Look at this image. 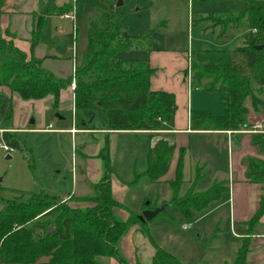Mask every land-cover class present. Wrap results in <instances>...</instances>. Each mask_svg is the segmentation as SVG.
<instances>
[{"label":"trees","instance_id":"trees-1","mask_svg":"<svg viewBox=\"0 0 264 264\" xmlns=\"http://www.w3.org/2000/svg\"><path fill=\"white\" fill-rule=\"evenodd\" d=\"M4 1L0 0V17ZM53 1L49 0V3ZM107 3L104 11H97L87 22V45L75 68L74 120L79 115L86 120L96 115L106 131L132 133L133 136L142 133L148 144L159 137L152 147L148 145L145 168L135 176L145 177L154 184L167 172L174 150L170 137L160 136L162 134L159 132L173 119L175 96L150 89V79L155 70L147 60L127 63L117 60L118 53L124 50L145 48L149 39L124 35L125 13L116 7V3L112 4L109 0ZM71 8H55L50 4L40 11L52 16L67 13ZM203 20L224 27L223 33L226 27L237 29L245 23L253 33L246 38L242 47L228 53L226 64L192 62L191 83L200 85L205 91L222 93L225 97L222 99L223 115L191 111L190 128L192 131H238L239 126H245L244 119L248 112L243 105L244 100L250 97L257 112L263 106L252 94L250 80H254L260 88L264 87V0H249L247 7L236 14L225 10L220 16ZM4 33L8 36L7 31ZM31 36L33 46L39 36L36 29ZM70 80L55 77L33 56L27 58L12 41L3 38L0 28V87L7 88L22 100H40L51 95L53 106L57 108L60 92L69 85ZM11 121V101L0 95V128L3 127L4 131L9 129ZM79 125L84 127L79 128L81 130L88 129L85 119L80 120ZM2 140L11 150H23L20 141L8 130L2 134ZM251 145L257 148L263 159L247 158L244 161L245 177L249 183L258 185L260 195L253 216L247 222L237 224L234 229V233L244 239L230 264H248V237L253 235L255 226L264 216V133L252 134ZM106 151L107 146L101 154L105 173L93 184L94 194L73 199L84 206H69L43 192L24 200L5 202L0 210L1 264H34L43 257H48V260L39 264H100L97 261L99 257L115 258L123 264L117 244L127 227L135 224L140 225L141 231L155 247L151 264H181L175 256L154 244L146 222L140 221L141 214L128 210L129 216L125 222L113 216L114 208L125 207L112 197L110 177L115 171L110 166ZM181 158L182 155L175 179L167 182L172 198L164 205L176 207L182 216L192 218L193 212L202 211L210 203L218 201L222 190L220 184L214 183L206 192L192 194L193 188H190L179 198V187L183 184ZM198 179L197 176L194 183ZM146 209V205H143L142 211ZM49 228L52 232L47 235Z\"/></svg>","mask_w":264,"mask_h":264},{"label":"rangeland","instance_id":"rangeland-1","mask_svg":"<svg viewBox=\"0 0 264 264\" xmlns=\"http://www.w3.org/2000/svg\"><path fill=\"white\" fill-rule=\"evenodd\" d=\"M5 1L2 13L6 4L10 5L11 8L8 10L12 11V5L9 3L14 2L16 6L12 12L15 15L19 14V16L40 5L35 3L36 0ZM109 1L112 4L117 2V0ZM104 2L105 0H68V3L64 2L68 7L75 9V26L77 27V32L76 29L75 32L77 34L74 36L76 39L73 38L74 49L68 41L72 33L71 21H61L54 18V24L49 28V25L44 23L46 34L42 37V41L45 42L47 50L53 49L56 56L52 58L54 60L51 62L47 61L46 67H54L55 70L58 68V75H64L63 73H67L68 69L67 60L75 59L77 65L79 64L87 45L86 19L89 14L92 18L97 11L101 9L104 11L108 6L107 3L104 7ZM248 2L249 0H123V5L120 8L125 13L123 19L125 33L139 34L144 32L143 36L149 39V44L146 43L145 48L124 50L118 53L117 60L123 63L147 60L148 51L152 49L164 51L169 57L168 60L172 61L171 57L174 54L182 56L185 51H188L185 52L186 63L183 79L187 87L192 89L191 103L196 105L197 109L207 110L212 115L222 114L224 112L222 99L225 95L205 91L196 86V83L193 85L191 83V64L193 60L197 63L226 64L229 59L228 53L244 45L246 38L253 33L247 29L245 23H242L237 29L226 27V31L223 33L224 27L214 25L215 23L203 19L210 16H220L225 10L236 14L244 10ZM53 3L54 1L49 3V0H44L39 11L50 4L54 7L55 4L53 5ZM61 23L68 26L66 29L68 36L63 37L55 30ZM153 37H155V41L150 43ZM189 64L190 71L188 73ZM258 69L261 70V67ZM70 70H72V76L67 78L71 79L70 83L60 92L57 108L53 106L54 99L51 95L40 100H22L17 94L12 93L11 100L9 98L12 105V123L7 130L12 131L13 135L20 141L23 150H11L9 153H4L0 149V188L2 189L0 190V210L3 209L6 201L24 200L30 195L42 192L56 200L62 195H69V198L61 202H66L69 206L74 207L84 206L73 199L92 196L94 194L93 183L102 178L105 169L101 158L88 161L80 154L95 149L104 150L106 146L108 147L106 152L109 154L110 166L115 171L110 182L113 177H116L118 184L126 188L125 191H121V189L115 190L113 186V195L116 193L117 197H115H119L120 204L125 207L114 208L113 216L118 221L125 222L129 216L128 210L142 214L143 205H146L148 210L159 208L162 202L154 205L155 199L169 200L171 197L170 190L166 185L150 183L145 177H135L134 173H141L145 168L141 153L143 150L145 151V148L143 145V147L136 145L137 140L134 138H132L133 141L128 140V137L118 135H109L106 138L105 135H70L68 132H61L71 128H74L75 132L85 131V129H79L84 128L79 125L84 116L79 115L74 121L72 119L74 113L71 106H74L76 90V87H71L73 75L76 79L74 65ZM250 89L254 97L263 103V106L262 108L259 107L257 112L252 105V99L246 98L243 102L244 107L248 110L244 119L245 126H239L237 130L246 126H249L248 129H252L254 123L260 122L263 126L260 133H264V87L260 88L251 79ZM0 94L5 95V90L2 87H0ZM193 107L196 109L195 106ZM92 119V121L90 120L91 127L100 129L99 118L95 115ZM0 131L5 132L3 127L0 128ZM129 142L132 144H128ZM3 144L4 141L0 140V145ZM6 156L10 158L6 159ZM148 202L153 203L148 206ZM224 210L225 220L228 219V207ZM194 218H185L176 207L168 206L155 218L146 222V226L157 247L170 253L172 252L171 248L179 249L180 252L186 250L185 255L190 257L194 248L197 254L199 252V256L206 255V253L209 256L208 248L217 243L216 236L227 242L229 238L231 239L224 220L220 222L219 227L213 228L209 219L198 220V223L195 224L193 223V220H196ZM188 225L190 226L188 227ZM128 227L132 228L135 247L133 248V257L129 256L130 252L127 256L124 255L125 248H121L123 264H150L155 252L154 246L141 231L140 225L135 224ZM186 244L190 249L183 246ZM125 247L130 250L128 243ZM181 253L184 255L183 252ZM185 255L177 257L185 261L184 264H189L190 262L185 258ZM193 264H199V262L196 261Z\"/></svg>","mask_w":264,"mask_h":264},{"label":"crops","instance_id":"crops-1","mask_svg":"<svg viewBox=\"0 0 264 264\" xmlns=\"http://www.w3.org/2000/svg\"><path fill=\"white\" fill-rule=\"evenodd\" d=\"M43 1L44 0H36L35 3L40 5L38 7L36 6L34 9L30 10L29 12L25 13L22 16H19V14L15 15L14 12H12L13 8H15L16 6L14 2L9 3L12 5V11L8 10V8L11 7H9L10 5L8 6V4H6V8L3 9V13L0 17L1 33L3 34L2 35L3 38L8 37L5 39L12 41L13 45L19 50H21L23 53H25L27 58H30V55L33 56L34 58L38 59L41 62L42 67L46 71L50 72L59 79L62 80L67 79L72 76L71 75L72 70H70V68L72 69L73 65H74V70L76 68L77 64L75 59H70V61L67 60L66 61V64L68 65L67 73H63L64 75L62 74L58 75L59 74L58 68L57 70H55L54 67H46L47 61L51 62V60H54L52 58H55L56 56L53 52V49L47 50V47L45 46V42L42 41V37L44 36V34H46L45 32L46 26L44 27V23L45 24L47 23L49 25L48 26L49 28L52 27V24H54L53 21L54 18H57L58 20L61 21H68V20L61 19L60 18L61 15L54 14L52 16H46L44 12L39 11V8L43 4ZM64 2L68 3V0H55L53 5L55 4L54 7L62 8L65 5L67 6V4H65ZM105 4H106V0L104 2V7ZM102 10L103 9H101L100 11ZM89 17L90 14L86 19L87 22ZM67 27H68L67 25L61 23V25H59L57 29L55 27L54 28L55 30L58 31L59 34H61L64 37L65 35L68 36V34H66ZM35 29L39 33V36L38 39L35 41L34 45L32 46L31 33L35 31ZM5 31H7L8 36L4 35ZM76 32H77V27H76ZM76 32L75 35L77 34ZM132 35L143 36L144 32L139 34H132ZM154 35L156 36V34ZM74 39H76V37ZM74 39L71 33V37L68 38V41L73 49H74V42H73ZM154 39L155 37L152 38V41L150 43H154L155 41ZM149 50L150 51H148L147 62L149 63L150 67L155 70L154 74L150 79V89L153 91H163L174 94L175 105H176V111L173 116V119L171 120L170 123L165 124L163 130L159 132L162 135H166L168 138L170 137L171 139L170 141H172L174 145V150L170 159L167 172L158 180L157 183L154 184L168 186L167 182L175 179L176 168L181 155H182L181 179L183 184L179 187V191H178L179 198L183 197L185 193L188 190H190V188H193V192H195V194H198L208 191L213 186L214 183L220 184L221 186L220 189L222 190L220 199L218 201L210 203L206 208L202 209V211L193 212L192 218L196 217L194 218L196 220L193 219L192 220L193 223L197 224L198 220L209 219L211 226L213 228L215 227L217 228L219 227L220 222H222L225 218L224 208L228 207V219H225L224 222H225V227H227L229 231L231 239L229 238L227 242V241H223L219 236H216L217 243H215L213 246L208 248L210 251L209 256L207 255V253L206 255L199 256V252L197 254L195 248L193 250V254L191 255V257L185 255L186 250H183L181 252H183L185 258L188 259V262H190L189 264H193L196 261H198L199 264H230L234 260L237 250L243 244V239H244L243 237H240L235 233H233V231L237 227V224L245 223L253 216V214L257 210L258 198L260 195V189L258 185L249 183L245 177L246 167L244 165V161L247 158H259V159H263V158L258 153L257 148L251 145V134L249 133H241V134L232 133L230 135H227L226 132H228L229 130L192 131L189 123V114L191 111L194 110L202 111V109H197L198 107L196 105H193V103H191L192 101H190V99H191L192 89H189L187 87L183 79V72L185 70V63H186L185 52L188 51H185L182 54V56H179L178 54H174L171 57L172 61H170L168 60L169 57H167L166 55L167 53H165L164 51H156L152 49ZM69 62H70V68H69ZM196 86L202 88L198 84H196ZM2 88L5 90V95L3 96L7 97L8 99L10 98L11 100L12 93L7 88L5 87ZM69 96L71 99V94ZM193 106H195L196 109H194ZM71 107L73 108V106ZM221 115H223V112L222 114L219 115L213 114V116H221ZM93 117L87 120L85 117H83V119H85V123L87 126L86 128H88L85 131L83 130V131L75 132V129L71 128L70 130H63L61 132H68L70 135H76V134L105 135L106 138H108L109 135L126 136L128 137L127 138L128 140H132V141H133L132 138H134L135 140H137L136 145L139 146L143 145L145 148V151L143 150L141 152L142 158H144V162H145L146 149L148 145L152 147L158 140V137L153 138L148 144L147 138L144 136L145 134H139L138 136H133L132 133L109 132L104 130L101 121H100L101 122L100 129H94L93 127H91V121L93 120L92 119ZM74 118L75 117L73 115L72 116L73 121ZM72 129H74V132L72 131ZM128 144L131 145L132 142H129ZM99 150L95 149L93 151H89L88 153H81L80 155L88 161H91L93 159L98 160L100 158L103 160V158L101 157L103 150L100 151ZM141 173L138 172L134 174L136 176ZM197 176L199 179L198 181H196V183H194ZM113 186L115 190L121 189V191H125L126 188L125 186L123 187V185L118 184V182L116 181V177H113V180L111 181L112 197L116 202L121 203L119 197L116 198L117 197L116 193L113 195V189H114ZM170 194L171 197L167 201L159 200L158 198H156L154 205L158 204L159 202H162L161 205L165 204V202L166 203L169 202L172 198L171 190H170ZM83 197H88V196H83ZM67 198H69V195H62L60 198H58V200L63 201ZM152 203L153 202H150L149 205H151ZM189 226L190 225H188V227ZM131 229L132 228L127 227L126 231L123 233V235L120 237L118 241L117 250L121 258H123L121 254L122 253L121 248H125L124 255L127 256L129 252H130L129 256H132L133 254V250H134L133 248L135 247V238L132 237ZM252 234L253 235H250V237H248L247 240L248 241L247 263L263 264L264 263V216L261 217L259 223L255 226ZM135 235L137 234L135 233ZM127 243L130 246V250L125 247L127 246ZM183 246L186 249H190L188 247V244ZM171 249H172L171 253L168 251L165 252L175 256L181 264H184L185 261L179 259V257L184 256L180 252V250L179 249L175 250L173 248ZM154 251L156 252V250ZM155 252L152 258L154 257ZM152 258H151V262H152ZM114 259L115 258L99 257L98 262L100 264H120L117 259L115 260ZM46 261L47 258L43 257L37 263L34 264L44 263Z\"/></svg>","mask_w":264,"mask_h":264},{"label":"built area","instance_id":"built-area-1","mask_svg":"<svg viewBox=\"0 0 264 264\" xmlns=\"http://www.w3.org/2000/svg\"><path fill=\"white\" fill-rule=\"evenodd\" d=\"M60 18L63 19V20H68V21H71L72 22V35H73V38H74V36H75V29H76L75 28L76 15H75V9H74V7H72L69 12L62 14L60 16ZM190 64H191V62H190ZM190 64H189V67H188V73L190 71ZM187 77H188V75H187ZM189 85H190V82H189ZM71 87L72 88L75 87V77H74V75H73V80H72V86ZM72 111L74 113V106L72 108ZM248 127H243V129L238 130V131H228L226 133H227V135H230L232 133H235V134H239V133L240 134L241 133L257 134V133L262 132V130H263V126H262V124L260 122L254 123L253 126H252V129H248ZM72 131L74 132V129H72ZM2 134H3V131H0V140H2ZM0 149L4 153L11 152V149L8 148L5 144L0 145Z\"/></svg>","mask_w":264,"mask_h":264},{"label":"water","instance_id":"water-1","mask_svg":"<svg viewBox=\"0 0 264 264\" xmlns=\"http://www.w3.org/2000/svg\"><path fill=\"white\" fill-rule=\"evenodd\" d=\"M122 5H123V0H117L116 7L120 8ZM257 49H260V47L257 48ZM9 158H10L9 156H6V159H9ZM0 182H1V179H0ZM166 207L167 206L163 204L159 208H156L154 210H145V211H143L141 216H140V221L143 222V223L144 222H149L150 220L155 218L160 212H163ZM51 232H52V229L49 228L48 231H47V235L50 234Z\"/></svg>","mask_w":264,"mask_h":264}]
</instances>
